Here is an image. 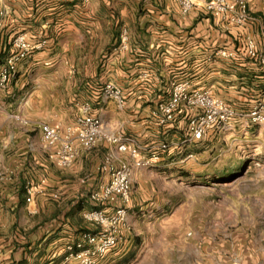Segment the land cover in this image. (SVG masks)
I'll return each instance as SVG.
<instances>
[{
    "label": "crops",
    "instance_id": "obj_1",
    "mask_svg": "<svg viewBox=\"0 0 264 264\" xmlns=\"http://www.w3.org/2000/svg\"><path fill=\"white\" fill-rule=\"evenodd\" d=\"M206 1L193 0L184 14L177 0H0V64L16 53L18 34L40 46L12 66L11 81L0 88V170L6 173L0 180V264H80L68 259V246L90 229L83 214L94 206L91 194L109 180L98 167L109 152L130 162L102 143L80 148L75 163L61 169L38 125H75L89 104L87 114L134 144L169 143L155 168H134L133 181L163 174L205 144L217 148L236 135L234 141L264 131L238 114L224 130L187 142L185 110L171 123H157L153 113L169 99L173 82L210 91L239 113L264 95V64L246 53L248 37L259 51L264 47V0H247L249 19L242 26L208 13ZM107 83L123 90V105L103 95ZM28 188L34 191L30 202ZM133 205L132 198L131 224ZM131 233L97 264L130 253ZM217 258L258 264L256 252L214 249L208 260ZM170 262L215 264L188 247Z\"/></svg>",
    "mask_w": 264,
    "mask_h": 264
},
{
    "label": "rangeland",
    "instance_id": "obj_2",
    "mask_svg": "<svg viewBox=\"0 0 264 264\" xmlns=\"http://www.w3.org/2000/svg\"><path fill=\"white\" fill-rule=\"evenodd\" d=\"M234 138L133 181L131 251L105 264H171L184 247L209 263L221 264L208 256L222 249L256 252L264 264V131Z\"/></svg>",
    "mask_w": 264,
    "mask_h": 264
},
{
    "label": "built area",
    "instance_id": "obj_3",
    "mask_svg": "<svg viewBox=\"0 0 264 264\" xmlns=\"http://www.w3.org/2000/svg\"><path fill=\"white\" fill-rule=\"evenodd\" d=\"M182 12L187 14L195 5L193 0H177ZM205 10L214 17H224L233 25L242 26L248 19L247 0H209L204 3ZM16 53L6 64H0V88H6L12 78V66L25 59L34 48L24 33L18 34L13 41ZM246 53L264 64V47L257 49L253 38L246 39ZM218 54H222L219 51ZM232 55V54H230ZM103 95L124 104L123 90L114 83L103 87ZM90 105L84 106V114L77 118L75 125L56 128L47 123L38 125L43 142L51 147L49 157L61 169L71 167L77 160L80 148L90 150L105 143L116 146L120 154H126L129 161L122 160L109 152L98 171L109 174V180L90 196L93 208L86 210L84 219L95 224V230L84 231L78 241L68 246V259L80 264H97L117 247L126 233L133 230L129 221L130 202L134 168L150 169L162 160L164 152L170 148L167 142L143 148L123 136L111 132L100 120L87 114ZM185 110L187 115L186 141L199 142L208 134L224 130L238 114L249 124L264 125V95L258 99L248 112L239 113L225 100L215 97L210 91L192 89L186 81L172 83L168 100L161 102L153 113L159 125L173 122L177 114ZM27 123V121H25ZM195 159L193 153L187 154L182 162ZM6 173L0 170V180ZM28 201H32L34 191L27 189Z\"/></svg>",
    "mask_w": 264,
    "mask_h": 264
}]
</instances>
